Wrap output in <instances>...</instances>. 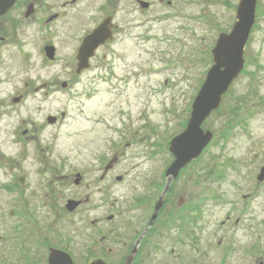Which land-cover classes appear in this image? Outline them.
Wrapping results in <instances>:
<instances>
[{"label":"flooded vegetation","instance_id":"flooded-vegetation-1","mask_svg":"<svg viewBox=\"0 0 264 264\" xmlns=\"http://www.w3.org/2000/svg\"><path fill=\"white\" fill-rule=\"evenodd\" d=\"M1 2L8 7L0 15V134H9L10 145L17 151L0 152L8 177L0 188L18 194L9 204L21 216L31 215L30 198L44 195L46 172L50 173L48 188L54 203L50 207L57 205L56 184L74 190L56 209L58 216L69 213L68 233L55 234L49 241L31 240L39 234L37 224L31 232L24 225L19 234L8 226L0 242V264H49L52 249L67 253L74 264L96 260L126 264L135 249L131 264H264V138L260 150L254 155L250 151V159L244 161L245 175L227 176L224 166L206 171L200 162L206 152L202 153L190 163H201L195 173L185 175L188 164L172 180L155 220L156 206L170 177L164 173L146 180L114 174L123 162L121 147L136 144L140 132L144 136L152 132L146 112L136 119L132 112H119L113 122L98 116L94 124L117 133V140H102H108L114 152L98 155L85 171L62 173L61 165L44 160L42 142L49 138L54 143L57 135L49 130L63 122L65 115L45 114V101L61 92L76 98L77 87L87 86L82 78L89 72H96L87 79L89 84L94 79L117 77L118 70L131 73V65L117 69L112 58V47L124 41L128 25L123 0ZM104 22L108 40L95 50L88 66L80 69L84 40ZM138 27L133 22L132 28ZM120 59L124 62V57ZM46 68L53 70L48 80L44 79ZM111 87L114 90L116 85ZM143 87L152 94L151 85ZM188 110L179 123V133L188 123ZM23 163L26 167L21 170ZM70 200L79 202L73 211L67 209ZM88 215L96 216L87 220Z\"/></svg>","mask_w":264,"mask_h":264},{"label":"rangeland","instance_id":"rangeland-1","mask_svg":"<svg viewBox=\"0 0 264 264\" xmlns=\"http://www.w3.org/2000/svg\"><path fill=\"white\" fill-rule=\"evenodd\" d=\"M137 1L123 0L128 24L125 39L112 47L115 67L118 69L119 65L129 64L133 67L131 73L118 70L117 77L94 79L89 84L87 79L96 75V72H89L82 78L87 86L82 84L77 87L76 98L71 93L61 92L45 101V114L60 117L65 113L64 121L49 130L57 135L54 143L50 144L49 138H43L42 142L44 160L46 158L50 164L56 162L59 167L61 165L62 173L85 171L91 161L98 159V155L114 152L108 140H102H117V133L104 129L102 124H94L95 121L99 122L98 116L103 115V120L113 122L112 118L119 112H132L133 119L139 113L146 112V117L152 123V132L148 136L140 132L136 135V144L121 147L123 162L114 174L143 177L146 180L162 176L172 161L169 143L179 134V123L186 116V108L189 113L206 72L212 65L211 50L219 33L231 31L240 2L140 0L150 4L144 9ZM257 10L256 28L245 49L248 61L246 72L234 81L220 111L214 112L203 124L204 129L212 130L216 135L200 161L206 171L224 166L227 176L245 175L247 167L244 161L250 159V151L254 155L260 150L264 138V0L258 1ZM133 22L135 25L138 23L139 27L132 28ZM121 57H124V62H121ZM48 70L46 68L43 72L45 80L53 73V70ZM102 74L107 75L105 71ZM111 84L116 85L114 90ZM144 85H151V95ZM233 108L238 110L237 118L230 122ZM49 132L46 133L48 137ZM225 134L227 138L223 140ZM10 139L9 134H0L2 154L17 151L16 147L10 145ZM200 162L190 164L185 175L195 173ZM25 167L23 163L21 170ZM6 174L7 168L0 162V187L8 180ZM49 182L50 173L46 172L44 195L30 198L32 213H24L26 216L17 214L15 207L9 204L10 199H16L18 194H8L0 188V242H3L8 226L19 234L24 230V225L31 232L37 224L39 234L32 236L31 240L49 241L55 234L68 233L69 213L65 211L58 216L56 209L72 195L74 188L63 184L58 187L56 184L57 205L50 207L53 198L48 188ZM11 210L15 211L13 215H10ZM95 216L88 215L87 220Z\"/></svg>","mask_w":264,"mask_h":264},{"label":"water","instance_id":"water-1","mask_svg":"<svg viewBox=\"0 0 264 264\" xmlns=\"http://www.w3.org/2000/svg\"><path fill=\"white\" fill-rule=\"evenodd\" d=\"M258 0H240L236 10V22L230 32H221L212 49L213 64L208 69L204 83L195 97L191 115L183 132L175 136L169 146V151L174 160L166 170L170 177L160 200L156 206L153 220L156 219L163 204L164 195L170 184L180 171L192 161L198 159L202 152L210 145L214 133L202 128L203 123L211 114L220 108L224 95L229 91L232 83L240 76L245 68V48L250 39L251 32L256 22ZM142 8H148L149 3L140 1ZM8 5L0 0V15ZM106 22L101 24L92 34L87 36L80 48L79 68H86L88 60L94 55L95 50L109 38ZM51 58V55H49ZM53 58V55H52ZM263 177V173L260 178ZM77 182H79L77 180ZM79 202L70 200L67 203L68 211H73ZM136 249L133 251L135 254ZM131 255L126 264H131ZM49 264H74L70 256L60 250L52 249ZM92 264H105L103 260H96Z\"/></svg>","mask_w":264,"mask_h":264},{"label":"trees","instance_id":"trees-1","mask_svg":"<svg viewBox=\"0 0 264 264\" xmlns=\"http://www.w3.org/2000/svg\"><path fill=\"white\" fill-rule=\"evenodd\" d=\"M247 65H248V61H247ZM245 72H246V71H243V73H245ZM227 95H228V94H227ZM237 111H238V110L235 109V108H233V110H231V113H232L231 115H233V117H231V119L229 120L230 122H231L232 119L237 118ZM229 121H228V122H229Z\"/></svg>","mask_w":264,"mask_h":264}]
</instances>
